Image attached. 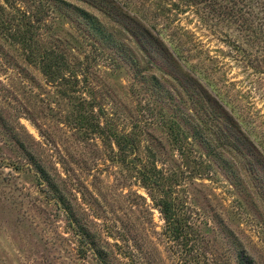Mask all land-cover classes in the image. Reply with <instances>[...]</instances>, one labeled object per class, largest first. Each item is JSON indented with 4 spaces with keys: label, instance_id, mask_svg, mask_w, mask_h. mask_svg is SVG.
Segmentation results:
<instances>
[{
    "label": "rangeland",
    "instance_id": "rangeland-1",
    "mask_svg": "<svg viewBox=\"0 0 264 264\" xmlns=\"http://www.w3.org/2000/svg\"><path fill=\"white\" fill-rule=\"evenodd\" d=\"M9 1L42 18L34 29L38 44L55 47L76 66L84 95L85 88H93L96 104L104 109L107 119L100 117V124L110 121L122 132L135 131L139 153L145 144L152 149L166 178L164 187L181 200L196 229L198 258L189 254L184 260L236 264L244 250L254 264H264V0H235L231 6L222 1L214 12L203 1L110 0L168 45L182 69L175 76L180 80L171 77L174 71L166 66L150 64L139 52L136 36L90 9L113 40L139 61L143 87L135 82L133 69L123 64L122 48L108 49L111 42H95L72 20L45 7L37 13L41 3L36 0ZM4 2L0 0L5 9L0 15L6 20L9 7ZM232 6L242 11L233 17L228 10ZM3 30L0 106L29 134L25 136L34 160L75 202L95 248L109 264H180L181 249L163 235L164 221L135 172L108 159L106 138L73 128L78 112L70 104L76 97L62 98L55 83H45ZM186 75L215 97L231 116V127L203 124L199 108L192 116L193 103L181 84L186 85ZM157 83L171 93V111L177 117L156 109L148 89ZM170 116L182 131L177 141L164 124ZM189 117L202 133L197 142L187 139L189 127L183 130ZM225 136L229 143L220 147L219 139L227 141ZM13 145L0 134V264H101L92 250L79 252L78 236L58 204L40 191L34 174L9 165L20 162Z\"/></svg>",
    "mask_w": 264,
    "mask_h": 264
},
{
    "label": "trees",
    "instance_id": "trees-1",
    "mask_svg": "<svg viewBox=\"0 0 264 264\" xmlns=\"http://www.w3.org/2000/svg\"><path fill=\"white\" fill-rule=\"evenodd\" d=\"M4 1L5 6L9 7L7 11L9 17L4 20L0 15V28L2 30L4 29L3 34L8 38H12L13 41L20 46L25 61L37 67L43 75L45 83H55L57 93H59L62 98L66 97L71 99L73 95L76 97L70 104L71 109L74 110L75 113L78 112V115L72 120L73 128L81 133L89 131L92 135L107 139L109 143L108 159L113 162V164L131 169L135 172L136 178L141 186L146 189L155 208L164 221L163 235L169 239L172 245L181 249L180 252L184 258L180 264H197V262H189V258H187L188 260H184L189 254L191 256L193 255V259L198 258V256L194 254L198 249L196 246L198 243L196 229L194 225L190 224L185 212H183L181 200L175 198L171 194V191L164 187L166 178L163 171L157 168L152 149L145 144L143 147L144 151L143 153L140 152L142 154L140 155L139 137L135 131L129 133L122 132L110 121L104 124L102 123L103 125L100 124L99 118H106L104 109L96 104V97L93 95L94 93L92 91L93 88H85L86 92L84 95V89L79 86L80 79L75 68L76 66L71 65L67 56L63 52L56 50L55 47H43L38 44V32L36 33L34 29L38 27L39 23L42 24V18L32 11L28 13L27 10L16 7L9 0ZM36 1L41 3L40 9L36 11L37 13H41L45 7L47 12L50 10L57 15L69 18V21L72 20L74 22L73 26H75L77 30L82 32V34L84 32L88 36H91V39L95 40V42H111L110 45L106 46L108 49H113V47L122 48L125 52V54L121 56L123 64L128 66L129 69H133L134 80L141 87L145 85L144 82L146 81L143 78V71H141L139 61L131 53L125 51L124 45L118 44L116 42L117 40H113L110 36L111 34L107 33L105 24H103L101 20L98 19L97 15L90 9H95L100 12L108 23H112L121 30L127 31V34L136 36L139 52L141 50L150 64L154 66L164 65L171 69L174 71L170 74L171 77L177 76L178 71L182 72L180 65L170 52L168 45L160 37L154 35L145 25L141 24V22L119 9L113 1L76 0L78 4L68 0ZM184 1L189 4H197L203 1V4H207L209 9L211 6L214 12L216 11L215 6L220 4V2L225 1L228 6H231L235 0ZM83 5H86L87 8ZM237 8H234V6L228 7V10L230 9V15L233 16L242 11L241 8ZM11 9L14 10V14L11 12ZM0 10L2 11L5 9L3 6H0ZM111 57L113 61H120L118 56L113 57L111 55ZM186 76L185 80H183L186 85L184 83L181 84L185 87V93L188 95L189 101L193 103L192 108L195 109V112L192 113V116L198 112L197 110L199 108L203 113V124L209 125L210 128L227 129L231 127L230 124L233 123L231 116L222 108L215 97L208 93L195 77L192 75ZM180 78L181 77H175L176 80H180ZM154 79L158 81L156 77H154ZM148 90L150 91V95L154 97L153 101L158 111H173L175 106L171 100L172 96L169 91L164 90L158 83L151 86ZM95 108L98 109L96 113L94 112ZM173 112L172 114L177 117ZM67 115L69 114L67 113ZM193 118L194 117H189L186 120L187 122L184 121L186 128H183V130L189 127V129H187L189 130L187 139L191 138L192 142H197L202 133L195 123L192 124L190 122ZM14 123L18 126H15ZM187 123H189V125H187ZM164 124L168 133L173 136V139L175 141L179 140L178 136L182 131L179 129V122L177 119H174L172 116L166 117ZM1 133L13 141V147H16V153L18 152L17 157L20 159V162H9V165L15 170H30L31 173L34 174L37 180V186L40 187V191L43 195L50 200H54L63 210L68 226L79 238V252L84 255L88 249L92 250L97 255L101 264H109L110 262H106L107 257L103 255L102 250L95 248L94 239L89 234L86 224L77 215L75 202L57 187L56 180H51L40 163L34 160V155L30 151L31 148L25 136H29V134L25 128L19 123L18 119L9 120L3 108L0 106V134ZM225 138L227 141L219 139L220 147L229 143L230 138L228 136H225ZM204 139L203 136V143L206 142ZM248 151L247 149V152ZM214 154L215 152H213L212 156ZM9 160L12 159L9 158ZM244 253V250L238 253L235 263L254 264L252 257ZM205 262H207V260L203 261V264ZM206 264H210V262Z\"/></svg>",
    "mask_w": 264,
    "mask_h": 264
}]
</instances>
